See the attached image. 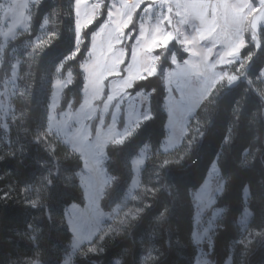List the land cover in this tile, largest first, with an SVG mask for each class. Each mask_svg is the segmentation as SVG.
<instances>
[{
  "label": "trees",
  "instance_id": "trees-1",
  "mask_svg": "<svg viewBox=\"0 0 264 264\" xmlns=\"http://www.w3.org/2000/svg\"><path fill=\"white\" fill-rule=\"evenodd\" d=\"M74 1L39 0L30 34L10 42L3 60L9 67L11 49L32 41L48 20L46 41L23 58L15 114L7 130L0 126V264H61L72 240L65 209L84 201L78 177L81 157L46 131L54 72L66 58L64 69H71L74 77L64 103H79L81 62L101 23L98 19L88 26L77 47ZM259 37L257 45L246 35L240 52L249 59L245 74L232 85L218 84L197 108L184 153L183 145L170 152L161 149L168 118L164 65L136 83L153 91L152 115L123 143L108 146L113 182L103 203L110 208L122 197L133 176L130 160L147 144L151 153L133 200L141 212L103 237L99 250L78 253V264H193L192 192L214 162L225 186L216 201L223 213L212 255L221 263L230 257V264H264V26ZM246 208L250 216L243 231L240 219Z\"/></svg>",
  "mask_w": 264,
  "mask_h": 264
},
{
  "label": "rangeland",
  "instance_id": "rangeland-1",
  "mask_svg": "<svg viewBox=\"0 0 264 264\" xmlns=\"http://www.w3.org/2000/svg\"><path fill=\"white\" fill-rule=\"evenodd\" d=\"M39 0H0V126L7 130L15 114L23 58L47 39L48 20L41 33L11 49L9 67L3 66L10 42L30 34L34 6ZM76 45L95 20L100 25L81 69L82 97L64 103V92L73 81L65 58L52 78L46 131L78 154V171L84 191L83 203H71L65 218L72 233L61 264H78L76 256L97 251L103 237L118 232L140 212L134 204L141 188L143 166L150 156L145 144L131 158L132 179L122 197L110 208L103 200L113 182L108 169L107 148L121 144L151 117V94L136 83L156 74L164 65L162 81L168 114L161 149L187 150L186 139L201 102L218 84H234L245 74L248 58L240 56L249 34L257 45L264 26V0H75ZM264 78V70H263ZM225 179L214 162L203 183L192 192L195 206L193 240L197 255L193 264H230L212 255L214 234L223 208L216 206ZM250 213L240 224L247 228ZM245 233V232H244ZM247 235V234H246Z\"/></svg>",
  "mask_w": 264,
  "mask_h": 264
}]
</instances>
